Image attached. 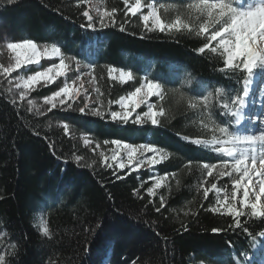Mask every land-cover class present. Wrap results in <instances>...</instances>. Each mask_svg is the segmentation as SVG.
Segmentation results:
<instances>
[{
  "label": "trees",
  "instance_id": "1",
  "mask_svg": "<svg viewBox=\"0 0 264 264\" xmlns=\"http://www.w3.org/2000/svg\"><path fill=\"white\" fill-rule=\"evenodd\" d=\"M144 2L175 4L182 13L192 0ZM102 3L109 11L118 9L116 24L93 30L81 27L87 20L80 0L11 4L0 0V29L8 41L57 42L65 57L89 65L105 113L87 115L63 106L39 115L35 108L28 111L27 101L13 98L0 82V252L12 251L11 244L17 246L10 264H247L245 256H254L264 221L241 217L243 227L249 229L244 232L243 227L233 226L232 217L211 211L224 193L203 197L201 164L225 157L191 142L213 135L210 124L208 128L201 124L209 123L203 106L189 109L186 100L168 91L179 87L187 96L198 97L223 89L220 96L213 95L208 111L218 124L234 130V118L224 114L222 105L242 94L247 73L224 69L222 50L197 52L207 42L205 37L187 31H145L139 15L124 16L123 0ZM160 11L165 20L174 10ZM109 66L132 70L135 79L125 84L112 80ZM146 74L160 79L167 92L159 101L166 110L160 124L112 121L108 113L117 108L109 101L134 90ZM57 89L52 84L31 95L43 98ZM81 134L99 144V150L82 145ZM112 140L154 145L167 153V159L151 170L107 168L100 153L110 156ZM76 155L82 157L79 163ZM156 173L168 176L150 197L146 189ZM232 179L239 178L235 173L219 180L208 177L205 186L215 182L230 198ZM161 197L165 207L157 212ZM41 219L47 221L51 237L39 232ZM213 228L221 231L213 233Z\"/></svg>",
  "mask_w": 264,
  "mask_h": 264
},
{
  "label": "snow or ice",
  "instance_id": "2",
  "mask_svg": "<svg viewBox=\"0 0 264 264\" xmlns=\"http://www.w3.org/2000/svg\"><path fill=\"white\" fill-rule=\"evenodd\" d=\"M15 0H8L11 4ZM81 3H88L91 7L96 8L97 17L94 21L88 10L83 12V17L86 18L87 24L81 25L82 28L95 30L97 27L103 29L109 25L115 26L117 8L113 7L110 11L107 8L96 7L91 5V0H80ZM103 2V0H101ZM123 13L125 17L129 14L136 17L139 14V20L143 24L145 31H158L160 33L187 31L194 33L197 37H205L207 42L196 51L204 53L209 50L212 53L221 52L224 57V69H239L247 73V78L244 79L243 95H237L231 100V104L225 102L222 107L225 109L224 114H231L235 119L236 124H240L242 115L241 110L244 107V97L248 94V87L251 83V78L254 70L259 68L264 70V0H192L185 6V11L180 12L175 4H157L155 2H144V0H123ZM146 9V11H144ZM161 9L166 12L168 10L177 11V15L171 22H166L161 15ZM127 23V21H125ZM120 30L124 31V24L120 25ZM216 42V46H212ZM6 49L10 53V61L7 66L0 64V74L8 76L16 70L24 69L29 71L27 66H39L42 59L58 58V63H51L49 67L43 68L40 71L32 72L27 76H17L15 78V88L19 91V99L27 100L28 111L33 108L39 115H44L45 112L40 105L36 104L33 99H28L29 92L38 88H46L58 81V78L64 77L63 86L58 87V90L51 92L50 95L43 97L45 106H49L47 111H51L58 105L64 106L67 101L75 99L80 95L79 88L76 86V81L80 80V76H76V81L71 84L67 80V75L71 71L70 64L72 57H65L61 47L57 42L51 44H38L32 39H23L17 42H7ZM108 77L112 80H118L121 84H125L135 79L132 70L116 69L109 66L107 69ZM118 73V75L116 74ZM95 79V77H93ZM12 83V81H9ZM100 93V89H94ZM173 95H177L180 101H187L189 109H197L203 106V110L208 112V124H201L208 128L211 125L213 135L210 139H194L191 142L202 146L203 149H209L220 154L225 159H221L218 163H202L201 168L204 170V182L201 183L203 188V197L207 199L211 192H215L217 196L224 193L223 200L217 199V207L211 208L212 212L221 213L230 216L234 220V227H243L241 217L249 216L253 218H261L264 221V204L261 203V198L264 196V130H259L257 134H248L230 130L227 124H218L213 118L212 113L208 111L212 107L210 101L215 96H220L223 89H216L215 92H209L207 95L198 97H189L179 87L170 89ZM167 92L165 85L158 78H149L146 74L134 90L129 91L126 95H121L117 100H110L109 104L119 105L118 111H109L108 115L112 121H119L127 124L131 122L136 125H144L151 123L156 126L161 122V117L166 115V110L161 104L153 103L155 98L163 102ZM15 103V100H13ZM141 106H146V110L137 113V109ZM235 111H232V107ZM68 108L72 107L71 103L67 104ZM88 107L79 109L81 113ZM92 114L103 117L105 113L99 107L92 109ZM67 131V125L64 126ZM218 133L219 135H216ZM188 140L189 137H183ZM91 141L87 137L84 139V144H90ZM108 144L109 141H105ZM112 145L117 146L113 150L110 157L112 161H118L115 167L125 169L127 166H132L139 169L141 165L147 163L155 166L162 160L167 159V153L160 148L151 144L133 145L122 142L120 140H112ZM52 147V145H50ZM100 147L97 144V148ZM121 150L126 153L127 165L121 156ZM144 153H152V156L142 159ZM102 160L101 164L107 168H113L112 163H108L109 157L100 153ZM119 158V160H118ZM82 157L75 156V160L79 163ZM257 162L260 167L257 168ZM191 163V162H189ZM91 167V165H88ZM237 174L239 179L231 180V197L229 198L225 189L218 187L217 183L213 182L210 187H206L208 177H215L217 180L223 177H232ZM113 175H116L113 172ZM168 174L165 173L160 177H150L154 180L151 187L146 189L148 196H155L156 189L162 187L165 183ZM253 177H256V182L259 183V193L255 194V202L249 199V185L253 182ZM117 176V179H120ZM248 181V183H244ZM242 190V196L239 193ZM135 191V190H134ZM238 201V206H237ZM165 207V199L161 197L160 206L156 208L159 212ZM35 226V225H34ZM221 229L213 228L212 232L216 233ZM244 232H248L247 227H243ZM39 232L45 237H51V232L46 220L41 219L39 222ZM159 235V233H157ZM12 251L0 252V264H10V257L16 255V245L9 246ZM85 251H88L86 248ZM220 264V261L217 262ZM243 264V262H240Z\"/></svg>",
  "mask_w": 264,
  "mask_h": 264
},
{
  "label": "rangeland",
  "instance_id": "3",
  "mask_svg": "<svg viewBox=\"0 0 264 264\" xmlns=\"http://www.w3.org/2000/svg\"><path fill=\"white\" fill-rule=\"evenodd\" d=\"M84 4L86 6V10L89 11V14L93 16L94 21L96 19H98L96 8L91 7L90 4H88V3H84ZM91 5H96V7L104 8L101 0H91ZM162 10L165 12L164 9H162ZM144 11H146V9ZM176 15H177V11H171V13H169V15H165V21L171 22L175 18ZM7 42H9V41H8L6 34L4 32H2V30L0 29V64H3L4 66H7V64L10 61V53L8 52V50L5 47ZM51 63H58V58L42 59L39 66H37V65L27 66L28 69H30L29 71H25L22 68V69L16 70L14 73L9 74L8 76H4V75L0 74V82L4 83V86L7 88V91L9 92V94L13 98L19 99L18 98L19 97V91L15 88V83H16L15 78L17 76H21V75L27 76V75L32 74V72L40 71L43 68L49 67ZM70 68H71V71L67 75V80L71 84L73 81H76V76H80V80L76 81V86L79 88L80 95L77 96L73 100L67 101L66 104L64 105L63 109L66 110L68 108L67 107L68 103H71L72 106H74V108H78V109L85 107V103H87L88 107L85 108V111L83 112L84 114L92 115V109L95 107H99L100 110L102 111V108L99 104L100 101H99L98 93L94 90L97 87H96V83L93 79L91 67L89 65H87L86 63L73 58L72 62L70 64ZM263 72H264V70H262V69H259V68L255 69L254 74H253L251 79H253L255 77V75H257L258 77L260 76V78L262 80L261 74ZM116 74L118 75V73H116ZM9 81H12V83H9ZM116 81H118V80H116ZM64 82H65V78L61 77V78H58V81L54 84H57L58 87H61V86H63ZM248 90H249V87H248ZM31 92H29L28 99H33L36 102V104L40 105L43 108L44 111H47V108H49L50 105L45 106L43 103V98H35V95H31ZM256 93L257 92L253 91V92H250L249 96L244 97L245 104H244L243 109L241 110L242 119H241L240 124H238V126H237V132L248 133V134H257L259 130H264V125L262 126V122H264L263 121V119H264V97L260 96L258 98L257 96H255V95H257ZM250 100L252 102H249ZM152 102L159 104V100H156L155 98H154V101H152ZM248 103H253V104L249 105ZM114 105L117 108L114 111H118L119 105H117V104H114ZM57 107H63V106L58 105ZM255 108H257L256 110L261 109V112L257 114L258 118L256 115H254L255 111H253V110ZM145 110H146V106H141V108L137 109V113L143 112ZM249 110L252 111V114H250V115L246 114L245 115V112H247ZM135 115L136 114L134 113L133 117L131 119H134ZM254 130H255V132H254ZM86 137L88 139H90L88 135H83V134L79 135V139H80L82 145L86 146L87 148H89L91 150H99V148H97V145L95 143H93L91 139H90V141H91L90 144H87V145L84 144V139ZM116 147L117 146L113 145L112 153L110 154L109 160H108V163H112L113 166H115V164L118 161H112L110 159V157L112 156L113 150L116 149ZM152 155H153L152 153H144L143 157H140V158L146 159L147 157L152 156ZM121 156L124 159V163L127 165L126 153H124L123 150H121ZM118 160H119V158H118ZM135 163L136 162L134 161L133 165L127 166L126 169H128L130 171H137V170H143V169H150L151 170L154 167L152 165H148L147 163H145V164L141 165V167L139 169H136L134 167ZM256 167L257 168L260 167L259 162H257ZM119 170H122V169H119ZM160 176H163V175H159L156 173V175H154L153 177H160ZM238 178H239V176H238ZM151 180H152V184H151V186H152L154 183V180L153 179H151ZM244 183H248V181H244ZM156 191H157V189H156ZM249 192H250V195H249L250 201L255 202V194L259 193V183L256 182V177H253V182L249 185ZM261 203L264 204V196H262V198H261ZM39 222L40 221H38V225H39ZM259 248L262 249V253L258 257L257 264H264V246L259 245Z\"/></svg>",
  "mask_w": 264,
  "mask_h": 264
},
{
  "label": "bare ground",
  "instance_id": "4",
  "mask_svg": "<svg viewBox=\"0 0 264 264\" xmlns=\"http://www.w3.org/2000/svg\"><path fill=\"white\" fill-rule=\"evenodd\" d=\"M258 98L261 96V94L260 93H257V95H256ZM254 103V102H253ZM263 121H264V119H263ZM264 125V122H262V126Z\"/></svg>",
  "mask_w": 264,
  "mask_h": 264
}]
</instances>
